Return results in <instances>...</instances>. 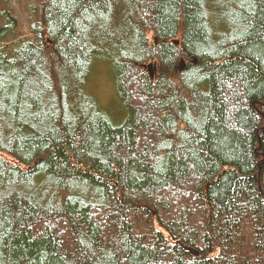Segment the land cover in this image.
<instances>
[{"label": "trees", "instance_id": "16d2710c", "mask_svg": "<svg viewBox=\"0 0 264 264\" xmlns=\"http://www.w3.org/2000/svg\"><path fill=\"white\" fill-rule=\"evenodd\" d=\"M36 1L0 46V264H264V0Z\"/></svg>", "mask_w": 264, "mask_h": 264}, {"label": "rangeland", "instance_id": "374dc122", "mask_svg": "<svg viewBox=\"0 0 264 264\" xmlns=\"http://www.w3.org/2000/svg\"><path fill=\"white\" fill-rule=\"evenodd\" d=\"M36 0H7L3 3L0 0V8H5L12 14L18 21V28L16 32L5 37L3 41H0V46L10 45L16 40L20 39H33V35L30 32V24L34 20L31 17L30 4L36 3ZM6 22L0 16V27ZM151 37V35H150ZM105 64V63H102ZM110 64V63H108ZM105 64L103 68H99L88 83L89 90L98 99L100 106L105 110L108 116L111 118L110 122L119 125L122 122L123 116L121 115V101L117 96L115 87V78L112 80L111 76L114 77V68L111 65ZM150 74H153V68H148Z\"/></svg>", "mask_w": 264, "mask_h": 264}, {"label": "water", "instance_id": "95a60500", "mask_svg": "<svg viewBox=\"0 0 264 264\" xmlns=\"http://www.w3.org/2000/svg\"><path fill=\"white\" fill-rule=\"evenodd\" d=\"M176 43H178V41H176Z\"/></svg>", "mask_w": 264, "mask_h": 264}]
</instances>
